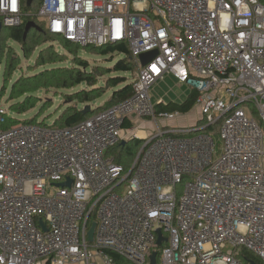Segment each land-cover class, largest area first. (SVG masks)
<instances>
[{
	"label": "built area",
	"instance_id": "1",
	"mask_svg": "<svg viewBox=\"0 0 264 264\" xmlns=\"http://www.w3.org/2000/svg\"><path fill=\"white\" fill-rule=\"evenodd\" d=\"M24 4L0 0L3 28L33 15L81 48L126 45L138 73L130 98L73 126L0 128V264H246L243 251L264 263V0ZM166 77L197 92L204 125L143 138L135 120L182 115L156 111ZM10 117L0 106V127ZM134 139L127 170L109 153Z\"/></svg>",
	"mask_w": 264,
	"mask_h": 264
},
{
	"label": "trees",
	"instance_id": "2",
	"mask_svg": "<svg viewBox=\"0 0 264 264\" xmlns=\"http://www.w3.org/2000/svg\"><path fill=\"white\" fill-rule=\"evenodd\" d=\"M36 6H39L40 9L41 0H35L30 6L24 4V13L35 14L39 12V10L35 12L33 11V8L35 9ZM29 22H34L35 24H37L41 31L32 29L25 39V28ZM10 41H13L21 46V50L25 58L31 57L36 52L38 47L51 41L60 42L62 49L66 50L70 55L75 57L73 58L74 60L72 61L71 65L67 67H59L58 69L56 68V70L46 69L40 74L33 77H20L18 80H16V82H14L11 86L10 96L8 99V103L12 101L15 102V105L12 106L14 107V109L11 110L15 114L22 115L35 108L34 103H32L31 101L34 97L33 95L37 90L50 88H54L59 91L74 90L81 85H86L88 89L79 90L78 92H75L71 96L67 97L68 103L65 105L66 110L58 119L54 121L52 125H50L53 128H66L91 117L93 114L104 108L123 102L130 98L132 95L133 84L132 81L126 78V76H110L108 73L103 74L101 70H98V74L100 77L110 76L107 84H103L102 82L100 84L98 81V76L94 73V71L89 69V64L85 60H82L78 55L79 51L88 48H81L77 45L65 41L63 38L55 37L49 34L47 29L45 28V24L33 15H26L23 18L22 24L18 27H4L2 29L0 35V66H2L3 64L5 66L4 85L7 83V81H10L12 79L19 66L17 56L15 54L14 56L10 54V52H16V50L10 46ZM94 49L96 50L89 51H93L97 55L101 56L114 55L115 53L125 54L127 56L126 59L118 61L114 69H105L110 73L116 72L122 74L132 72L134 70L135 64L129 57V49L126 45H110L108 47ZM54 53L56 54V56H59V59H57V57L47 58L45 54L41 52L38 58L39 67H46L47 65L57 64L60 63V61L63 62L62 55L58 51ZM108 89H113L112 99L108 104L109 106L103 104L101 107H96L97 100L101 98L106 93V91H108ZM2 90H4V86ZM5 91H7V88H5ZM196 98V94H193L188 102L181 107L177 105H158L157 113L159 114L162 112H171L175 110L187 113L194 106ZM87 106H90L92 108V111H90L88 114H84L83 111ZM21 123L47 125L45 122H41L38 120L21 122L15 118L10 117L7 123L0 128L11 129ZM141 144L142 141L136 139L135 141L131 140L129 142H126L125 145L117 147L119 149H122V153L118 155L119 157H115V161L118 164L122 165L121 159L123 158L124 154L133 159L136 156ZM241 255V259L246 264L252 262H255L256 264H264L251 252L243 251ZM114 258L117 262L122 261V259H120L118 256H114Z\"/></svg>",
	"mask_w": 264,
	"mask_h": 264
},
{
	"label": "rangeland",
	"instance_id": "3",
	"mask_svg": "<svg viewBox=\"0 0 264 264\" xmlns=\"http://www.w3.org/2000/svg\"><path fill=\"white\" fill-rule=\"evenodd\" d=\"M39 6H36V8H33V11H38ZM29 34V33H28ZM31 35V34H30ZM53 40V39H52ZM10 46L13 47L15 51L10 52L11 55L14 56V54L17 56V61L19 63L18 70L14 73L12 79L10 81H7L5 83L4 79V70L5 66L4 64L0 66V106L5 107L9 112L10 115L23 122V121H33L38 120L41 122H45L47 125H52L56 119H58L66 110V104L68 103V96H71L73 93L78 92L79 90H86L88 87L86 85H81L80 87H77L74 90H56L54 88L50 89H44V90H37L36 93L33 95L32 103H34L35 108L29 110L28 112L20 115V114H13L12 109H14L15 102L12 101L8 103V99L10 96L11 86L13 85L16 80H18L20 77H33L35 75L40 74L46 69H58L59 67H67L71 65L72 61L75 58L74 56L70 55L66 50L62 49L60 42H48L47 44L41 45L37 48L36 52L31 56L25 58V56L22 53L21 46L13 41L9 42ZM89 50H96L94 48H88L85 50L79 51L78 55L82 60H85L89 64V69L94 71V73L98 76V81L101 84V82L104 84H107L109 77L111 75L114 76H126L130 81H133L134 77H136L138 73L137 67L134 65V70L132 72L128 73H110L108 70L105 69H114L117 62L126 59L127 56L125 54L115 53L114 55L109 56H101L97 55L93 51ZM59 52L62 55L63 62L60 61V63L47 65L46 67H39L38 64V58L41 54H45L47 58L51 57H57L59 59V56H56L54 52ZM20 55V56H19ZM98 70H101L102 73H108L110 76H102L100 77L98 74ZM98 83V86H99ZM165 81H160L156 83L152 90L151 95L154 100L158 99L163 96H169L172 95L176 99H182L183 97H189L187 95V92L192 90L191 87L184 86V84H175L174 82L169 83L167 86L165 85ZM4 86V90H2ZM186 87V88H185ZM5 88H7V91H5ZM113 95V89L106 91V93L97 100L96 107H101L103 104L106 106H109V102L112 99ZM23 101V99H22ZM157 100H154L156 103ZM11 107V109H10ZM204 114L202 112L201 108H198L196 105L194 108L188 113V114H182L181 117L175 118V119H159L158 122L154 121L151 118L145 119V120H135V126L139 127V130L146 131L149 136H152L154 132L158 129V127L162 128L163 130L167 129H188V128H196L201 124L200 126H203V122L200 123L201 120L204 119ZM257 121L261 123L259 117H257ZM14 126V125H13ZM219 127L216 129V133L219 132ZM139 130H136L133 134L129 135L127 140L134 137V134L138 132ZM140 131V132H141ZM213 131L210 129L203 130L200 134L203 135H210ZM197 134H191L187 135L186 137H194ZM136 139H134L135 141ZM219 146H221V142H217ZM122 153V149H114L109 153V156L117 157L119 154ZM137 155V154H136ZM119 157V156H118ZM136 157V156H135ZM131 159L126 154L123 155V158L121 159L122 166L125 167V169L130 170L133 166V161L135 159ZM161 250V249H160ZM159 250V251H160ZM118 264H128L124 260L118 262Z\"/></svg>",
	"mask_w": 264,
	"mask_h": 264
},
{
	"label": "water",
	"instance_id": "4",
	"mask_svg": "<svg viewBox=\"0 0 264 264\" xmlns=\"http://www.w3.org/2000/svg\"><path fill=\"white\" fill-rule=\"evenodd\" d=\"M28 1V6H30L34 0H27ZM2 29H3V26H2V23L0 22V35H1V32H2ZM32 29H36V30H39L41 31V29L38 27L37 24H35L34 22H29L27 25H26V28H25V35H24V38L26 39L28 33L32 30ZM157 53L156 52H153V53H148V54H144L141 56V62L143 65H146L147 63H149L151 60H153L155 57H156ZM91 107L90 106H87L83 113L84 114H88L90 111H91ZM126 142H124L125 144ZM71 183H66V184H63L61 186H68L70 187ZM95 228H96V224H93L90 232H89V240L92 242L94 240V233H95ZM158 235H159V239H158V243L157 245L158 246H161L162 244V241H163V237H162V233L161 231L159 230L158 231ZM156 253H153V255L151 256V261L153 264L156 263ZM251 264H256L255 262H252Z\"/></svg>",
	"mask_w": 264,
	"mask_h": 264
},
{
	"label": "crops",
	"instance_id": "5",
	"mask_svg": "<svg viewBox=\"0 0 264 264\" xmlns=\"http://www.w3.org/2000/svg\"><path fill=\"white\" fill-rule=\"evenodd\" d=\"M165 81V85L167 86L169 83L171 82H174L175 84H178L179 82H177L174 78L172 77H166L164 80H162V82ZM183 85V84H182ZM185 86V85H184ZM186 88V87H185ZM191 93V94H190ZM190 94V95H189ZM193 94H196V96L198 95L197 92H195L193 89L191 91H189V93L187 92V95H189V97H183L182 99H176L174 96L172 95H169V96H163V97H160L158 99H155L154 97V100H157L156 101V105H157V108H158V102L159 101H163V106H169V105H177V106H183L184 104H186L188 102V100L190 99V97L193 95ZM153 100V101H154ZM195 106V104H194ZM194 106L192 107V109L194 108ZM157 108H156V111H157ZM191 109V110H192ZM190 110V111H191ZM176 111H179V110H175V111H171V112H176ZM189 111V112H190ZM158 112V111H157ZM168 112V111H167ZM180 112V111H179ZM189 112L187 113H184L183 111L181 112V114H188ZM140 133L143 134V138L148 136L149 134L146 132V131H141ZM140 140V139H139ZM138 153V152H137ZM96 264H102L101 263V260L99 258H97L96 260Z\"/></svg>",
	"mask_w": 264,
	"mask_h": 264
},
{
	"label": "bare ground",
	"instance_id": "6",
	"mask_svg": "<svg viewBox=\"0 0 264 264\" xmlns=\"http://www.w3.org/2000/svg\"><path fill=\"white\" fill-rule=\"evenodd\" d=\"M138 135H139V136H141V137L143 136V134H142V133H138Z\"/></svg>",
	"mask_w": 264,
	"mask_h": 264
}]
</instances>
